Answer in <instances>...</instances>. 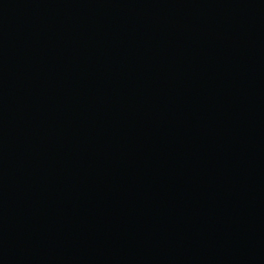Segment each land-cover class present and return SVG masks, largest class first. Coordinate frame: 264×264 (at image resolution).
<instances>
[{"label": "water", "instance_id": "water-1", "mask_svg": "<svg viewBox=\"0 0 264 264\" xmlns=\"http://www.w3.org/2000/svg\"><path fill=\"white\" fill-rule=\"evenodd\" d=\"M0 264H264V0H0Z\"/></svg>", "mask_w": 264, "mask_h": 264}]
</instances>
